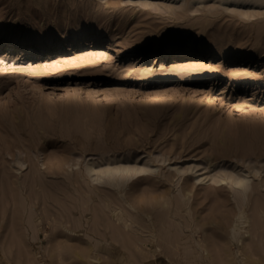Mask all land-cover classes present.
<instances>
[{"label":"rangeland","instance_id":"rangeland-1","mask_svg":"<svg viewBox=\"0 0 264 264\" xmlns=\"http://www.w3.org/2000/svg\"><path fill=\"white\" fill-rule=\"evenodd\" d=\"M91 159L150 170L117 186ZM234 165L239 239L228 184L201 179ZM0 245V264H264V0H0Z\"/></svg>","mask_w":264,"mask_h":264},{"label":"bare ground","instance_id":"bare-ground-1","mask_svg":"<svg viewBox=\"0 0 264 264\" xmlns=\"http://www.w3.org/2000/svg\"><path fill=\"white\" fill-rule=\"evenodd\" d=\"M242 2H246V1H253V0H240ZM258 1V0H256ZM185 5V4H184ZM188 6V5H187ZM188 10V9H186ZM246 15V13H243ZM242 14V15H243ZM188 45L186 46L187 48L191 47V41L188 40ZM185 47V48H186ZM68 75H74V73H68ZM77 76V75H76ZM50 110V109H49ZM48 110V111H49ZM19 152V151H18ZM21 153V151H20ZM22 154V153H21ZM23 159V158H22ZM92 163L93 160L91 159ZM87 162V161H86ZM85 162V163H86ZM95 162V160H94ZM17 165H18V169H22L24 168V165L27 163L25 162V160H17ZM87 163L84 164L86 165V172L91 175L90 177L93 178V181H101L102 179L104 180L106 178L107 182L112 184V185H122L124 183H126L131 177H133L134 175L138 174V173H142L147 171L148 169L146 167H138L137 164L134 165H130V164H117V165H107L103 167H95L97 165H95L94 163ZM95 165V166H94ZM99 166V165H98ZM246 166V165H244ZM233 169L228 170L225 167H221L218 169L217 172H215V174L211 175L209 173H204V176L201 177V179L206 180V179H210V181H214L215 183L217 182H226L231 190L232 196L235 199L237 206H238V214H237V219H236V224L235 226H233V229L231 231V233H233L232 235L234 236V238L239 239L240 235L244 232H242V227L244 228V224L246 222H248V217L246 215V210L245 207L247 205L248 202V195H249V189L251 188V173L252 170L250 168V166L248 168H245L241 165H234ZM39 168V167H38ZM84 168V167H83ZM237 168H240L239 171L236 170ZM20 169V170H21ZM150 170V169H149ZM148 170V171H149ZM183 172V170H182ZM181 174V171L179 169V171L177 172V174ZM255 173V172H254ZM253 173V174H254ZM83 174V173H82ZM203 174V173H202ZM85 175V174H84ZM255 175V174H254ZM198 179V178H197ZM200 179V178H199ZM91 180V179H90ZM105 181V180H104ZM15 183V181H14ZM99 183V182H98ZM18 184V183H17ZM24 185V184H22ZM21 185V186H22ZM127 185V184H126ZM119 188V187H118ZM21 196V195H20ZM91 198V197H90ZM23 199V198H22ZM249 203V202H248ZM148 215V214H147ZM33 223V222H32ZM234 224V222H233ZM30 225V224H29ZM35 225V224H34ZM31 227V226H30ZM38 228V227H37ZM246 230V229H245ZM247 233H249L248 230H246ZM37 235V234H36ZM249 235V234H248ZM152 236V235H151ZM156 236V235H155ZM33 238V237H32ZM33 240V239H32ZM244 240V239H243ZM6 244V243H5ZM240 245V244H239ZM243 245V244H242ZM1 246V245H0ZM205 246V245H204ZM3 247V246H2ZM1 247V248H2ZM0 248V249H1ZM57 249V258L61 259V252L59 250V247H56ZM200 249V248H199ZM201 249H203L201 247ZM200 249V250H201ZM2 250L4 251L3 253H5V255L7 253H10V250H7L3 247ZM13 250V249H12ZM206 250V248H205ZM239 250V249H238ZM204 251V250H203ZM50 252V251H49ZM53 253V251H51ZM55 253V252H54ZM56 254V253H55ZM70 254V253H69ZM83 254V253H82ZM94 254V253H93ZM204 254V253H203ZM54 255V254H53ZM80 255V254H79ZM78 255V256H79ZM91 256V255H90ZM200 256V255H199ZM198 256V257H199ZM207 256V255H206ZM53 257V256H52ZM179 257V256H178ZM208 257V256H207ZM205 257V258H207ZM11 258V257H10ZM9 258V259H10ZM56 258V259H57ZM201 258H203L201 256ZM209 258V257H208ZM54 258V260H56ZM93 259V258H92ZM198 259V258H197ZM53 260V261H54ZM183 260V259H182ZM196 260V259H195ZM213 260V259H212ZM211 260V261H212ZM52 260H50V263ZM205 261V260H204ZM206 262V261H205ZM9 263V262H8ZM135 263V262H134ZM196 263V262H195ZM201 263V262H200ZM214 263V262H213ZM216 263V262H215ZM13 264V263H12ZM58 264V263H57ZM140 264V263H139ZM212 264V263H211Z\"/></svg>","mask_w":264,"mask_h":264}]
</instances>
